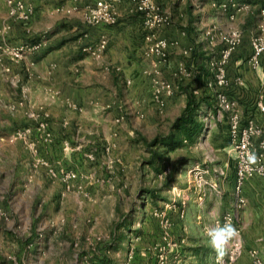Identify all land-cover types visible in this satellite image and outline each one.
I'll list each match as a JSON object with an SVG mask.
<instances>
[{
    "label": "rangeland",
    "instance_id": "obj_1",
    "mask_svg": "<svg viewBox=\"0 0 264 264\" xmlns=\"http://www.w3.org/2000/svg\"><path fill=\"white\" fill-rule=\"evenodd\" d=\"M47 1L50 0H44L43 5ZM81 1L84 0L60 3L66 9L77 5L81 10ZM198 1L191 4L196 12L207 0ZM237 1L249 8L242 10L239 18L228 17L231 27L215 30L213 44L208 36H201L206 46L210 45L215 62L226 47L222 36L230 28L241 31L238 46L248 49L263 21L264 0ZM25 2L32 13L28 7L25 13L10 15L7 0H0V226L5 228L4 238H0V264H252L254 249L264 262V177L245 182L246 205L236 209L230 114L221 106L218 94L225 92L237 102L244 123L254 120L264 124V112L257 107L259 100L238 98L227 67L228 84L215 85L217 69H212L209 93L216 96L213 102L203 103L199 111L203 129L192 141L169 151L168 157L159 155L151 164L145 140L167 134L186 104V94L174 84L173 75L166 72L175 89L160 112L150 93L143 100L130 95L135 89L131 86L129 92L125 81L114 87L119 77L113 82L112 76L95 67L94 61L90 60V66L96 74L85 72L86 63H72L67 72L73 76L74 84L95 80L97 86L103 87L102 98L114 96L122 101L125 120L115 122L119 107L104 113L91 110L80 116L69 112L71 122L81 124L83 120L88 123L83 128L89 130L84 132L88 134L93 128L100 139L86 143L88 137L79 136L77 125L72 123L63 135L68 138L63 147L31 146L22 138L12 142L10 138L18 130L38 126L43 117L36 105L43 96L35 97L37 84L30 77L38 74L35 64L46 46L21 57L15 56V49L40 39L73 43L87 27L76 10L59 14L55 23L51 24L52 20L44 28L35 29L34 1ZM80 50L75 52V61L88 54ZM74 86L68 90L75 95L81 93ZM164 149L158 146L153 150L161 154ZM90 153L94 160L89 158ZM41 160L55 171L77 172L74 186L68 188L59 178L48 175ZM22 201L26 216L19 220L16 205ZM228 212L235 214L234 225L241 232L217 252L206 229L222 226L221 220Z\"/></svg>",
    "mask_w": 264,
    "mask_h": 264
},
{
    "label": "crops",
    "instance_id": "obj_2",
    "mask_svg": "<svg viewBox=\"0 0 264 264\" xmlns=\"http://www.w3.org/2000/svg\"><path fill=\"white\" fill-rule=\"evenodd\" d=\"M33 1L35 5V14L33 17L35 29L39 30L44 28L48 22L51 23L52 20L53 22L51 24L55 23L54 18L59 14L64 13L58 11L59 8H65L60 3V0H50L47 1V4L44 3V5V0ZM96 1L97 0L81 1L79 5L82 9L75 12V14L82 15L85 8L84 6L88 5L90 2L95 3ZM233 1L238 2L237 0ZM158 2L168 9L172 15V24L166 29L161 30L160 34L161 36L167 37L171 41H177L178 43L171 45L169 62L160 64L159 72L157 73L154 72L153 59L147 58L144 54L143 17L141 13L131 9L133 7L131 0L116 1L119 10V20L114 26L104 27L87 25L86 29L83 31V35L76 38L73 43H53L52 40H46V44L48 43L46 45V50L43 52L41 58L37 60V63H34L38 67V74L32 75L30 79L35 80L37 84L34 91L35 97L42 98L43 96V100L36 105H39L38 107H40L42 114L48 112L51 115L50 130L52 131V138L47 142L44 138L43 132H41L37 126H34L31 128L32 132L29 136L28 142H31L36 147H41V145L51 146L52 144L54 146L63 147L66 143L65 141L68 140V138H66L67 136L63 138V135L68 132L70 125L72 126V123H74L77 125L78 135L80 133L83 134L82 136L84 138L88 137L86 143H96L98 139H100L98 137L99 134L96 135L93 128H91L92 131L88 132V134L84 132L85 130L89 131L88 128H83V126L88 127V123L85 124L83 120H81V124L76 121L71 122L67 116L69 115V112L71 114L75 113L76 116H80L85 115L91 110L95 113H104L106 111L109 112L117 109L120 105L122 106V101L114 96L110 98H102L101 96L104 94L102 92L103 87L97 86L95 80H91L90 82H87V84H84V82H77L74 84L75 82L72 80L73 76L68 75L67 72L69 67L72 66V63H86L84 68L85 72L87 74L88 72L96 74L97 71L94 72V67L90 66L91 61H94L93 63L95 64V67L101 68L102 72L111 75L113 82L115 81L116 76L119 77L118 80H116L117 86L114 87L118 88L119 82L125 81L129 86L128 91H132L131 88L133 87V89H135L130 95L136 96L140 99L142 98L143 100H146L149 93L152 95L153 90L156 87V78L172 82L170 78H166V72L171 73L174 80L176 79V81H173L176 86H179L182 83V79H186L184 80L186 82L192 78L193 65H189L187 61L190 52L189 54H186L185 51L190 48L192 49L196 40L202 41V35H206L207 38V32L211 29L214 28L217 30L218 28H229L230 21L228 17L233 12L232 8H230L229 11H224L220 7V3L228 2L227 0H207L202 8H198V12L191 9V4H194V0H182V2L178 3H176V0H158ZM200 2L203 3L204 0H201ZM50 8L54 9L50 10ZM241 11L236 13L237 18L240 17ZM194 13L199 14V18L195 17ZM232 26H234V24ZM184 27H189L191 33L188 34ZM88 28H91L92 30H88ZM103 34L108 36L109 45L102 59H95L93 56L89 55V53L86 58L80 61H75L76 59H73L75 58V52L81 51L80 49L86 51L87 46L97 42ZM204 49L210 54V45L206 46L205 44ZM251 53V46L248 47V49L239 46L231 55L227 68L229 71L231 70L229 73L230 79L233 81L232 84L237 87L235 93L238 94V98H256L262 100L264 103V56L261 58L260 68L253 70L247 66V61L249 60ZM208 66L209 68L211 67L210 62H208ZM183 67L189 69L188 71L191 72V76H188L182 70ZM247 67L251 70H247ZM79 71L80 69L77 68L76 72ZM92 77L93 76L90 78ZM142 84L144 85L143 90L140 88ZM71 85L80 88L77 90H80L81 93L78 95L71 93L68 90ZM139 88L141 90L138 92ZM118 114L119 113H116L115 117H117ZM42 118H40V120H42ZM54 118L60 119V121L56 122V119ZM257 123L260 128L264 129V124H260L258 121ZM81 130L83 131L82 133ZM78 145L81 146L82 142H79ZM262 185H264V183H262ZM258 189H260V186L257 190ZM23 203L24 202L22 201L16 205L18 206L16 208L19 220L24 219L26 216L24 214L26 210L24 209L25 205L23 207ZM2 225L0 226V238L3 239L5 228Z\"/></svg>",
    "mask_w": 264,
    "mask_h": 264
},
{
    "label": "built area",
    "instance_id": "obj_3",
    "mask_svg": "<svg viewBox=\"0 0 264 264\" xmlns=\"http://www.w3.org/2000/svg\"><path fill=\"white\" fill-rule=\"evenodd\" d=\"M118 0H97L93 4L85 6L82 18L89 26H114L119 20V10L116 5ZM9 6V14L16 15L19 12L25 13L29 7L25 0H7ZM133 7L132 10L139 12L143 17V30H144V54L147 58L154 61V72H159V65L162 63H168L170 59V48L172 44H177V41H171L167 37H163L160 34L161 30L166 29L172 24L171 12L166 9L158 0H131ZM220 7L224 11H229L232 8L230 19L236 18V13L249 8V5L242 4L236 1H228L220 3ZM79 10L77 5L69 8H59L58 11L64 13H72ZM32 8L29 7V12L32 13ZM80 11V10H79ZM261 15L263 21L259 25V32L253 35L251 39L252 55L247 61L249 68L257 70L261 66V57L264 55V5L261 9ZM215 29H211L207 32V36L211 43H214ZM226 47L222 50L220 58L215 62L210 60V70L216 68V81L215 85L228 84V77L226 74V67L228 61L241 42L242 34L238 28H230L224 36H222ZM109 45V38L106 34L100 36L99 40L93 44L87 46L86 51L89 55L95 59H102ZM46 46V40H35L31 45H21L15 49V56L21 57L28 51H38L42 47ZM191 48L186 50L185 53L189 54ZM34 64V62H32ZM182 70L191 76V72L186 67ZM155 89L152 93L153 102L157 105L160 112H163L166 107V98L174 93L175 85L168 80L156 78ZM212 86V81H208V87ZM195 93H200V89H196ZM218 98L221 106L224 110L230 114L229 123V137L231 145L234 149V160L236 167V186H235V207L236 209L242 208L246 205V197L244 194L245 182L253 177H264V129L260 128L254 120H249L246 123L243 121V116L238 104L235 100L230 99L229 95L225 92L219 93ZM234 99V98H233ZM259 111L264 112V103L259 100L257 103ZM50 114L48 112L43 113V118L39 122L37 128L43 132L44 138L49 142L52 138L50 130ZM125 120V113L123 107L119 106V114L115 119V122L122 123ZM32 132L31 127L18 130L10 141L16 139H23L26 143L34 146L31 142H28L29 136ZM68 143V142H66ZM110 149L109 147L107 148ZM89 158L94 160L95 156L90 153ZM41 164L46 167L47 174L51 177L59 178L62 180L68 188H71L72 182L78 178V173L73 170H60L55 171L49 167L46 160H41ZM78 189L83 190V186L79 185ZM235 214L228 212L223 216L221 220L222 226L228 222L235 228V235L241 232L240 227H236L234 224ZM220 223V220L218 221ZM234 235V236H235ZM233 236V237H234ZM232 237V238H233ZM256 249L251 251L252 264H264L262 259L258 255Z\"/></svg>",
    "mask_w": 264,
    "mask_h": 264
},
{
    "label": "trees",
    "instance_id": "obj_4",
    "mask_svg": "<svg viewBox=\"0 0 264 264\" xmlns=\"http://www.w3.org/2000/svg\"><path fill=\"white\" fill-rule=\"evenodd\" d=\"M184 28L188 34L191 33L189 27ZM205 44L206 42L203 40H196L195 45L190 50L187 61L189 65H193V76L188 81H183L180 84L181 91L186 94V104L181 114L171 124L167 134L156 136L152 140H145L146 146L151 152V164L154 163V159L159 155L167 156L169 151L182 147L185 141H192L203 129L204 124L198 117L199 111L202 109L203 103L213 102L216 96V94L209 93L208 81L212 80L213 74L208 62H210L212 57L204 49ZM232 86L237 88L236 85ZM196 89H200V93L196 94ZM158 146L165 148L161 154L157 150H153Z\"/></svg>",
    "mask_w": 264,
    "mask_h": 264
},
{
    "label": "clouds",
    "instance_id": "obj_5",
    "mask_svg": "<svg viewBox=\"0 0 264 264\" xmlns=\"http://www.w3.org/2000/svg\"><path fill=\"white\" fill-rule=\"evenodd\" d=\"M235 228L226 222L223 226L214 225L206 229L210 244L214 250L220 252L229 239L235 235Z\"/></svg>",
    "mask_w": 264,
    "mask_h": 264
}]
</instances>
